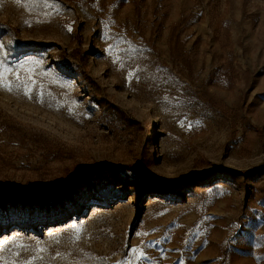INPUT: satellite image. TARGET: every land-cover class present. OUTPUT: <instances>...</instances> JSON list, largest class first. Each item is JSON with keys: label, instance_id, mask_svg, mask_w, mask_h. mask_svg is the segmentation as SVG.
Returning <instances> with one entry per match:
<instances>
[{"label": "rangeland", "instance_id": "1", "mask_svg": "<svg viewBox=\"0 0 264 264\" xmlns=\"http://www.w3.org/2000/svg\"><path fill=\"white\" fill-rule=\"evenodd\" d=\"M0 74V264H264V0H0Z\"/></svg>", "mask_w": 264, "mask_h": 264}, {"label": "trees", "instance_id": "2", "mask_svg": "<svg viewBox=\"0 0 264 264\" xmlns=\"http://www.w3.org/2000/svg\"><path fill=\"white\" fill-rule=\"evenodd\" d=\"M121 168L126 169L127 167L125 166H99L98 168L95 169V172H101L105 170L108 175H114Z\"/></svg>", "mask_w": 264, "mask_h": 264}, {"label": "snow or ice", "instance_id": "3", "mask_svg": "<svg viewBox=\"0 0 264 264\" xmlns=\"http://www.w3.org/2000/svg\"><path fill=\"white\" fill-rule=\"evenodd\" d=\"M19 78V77H18ZM0 79H3V77H2V74H0ZM5 87H9L7 84H5L4 85ZM10 90V89H9ZM27 89H26V94H27ZM21 247H23V245H21ZM41 251H42V249H41ZM132 251L135 253V252H137V249H132ZM143 253H141V255H142ZM33 259H35V257L33 258ZM13 264H15V262H13ZM23 264H32V261H24L23 262Z\"/></svg>", "mask_w": 264, "mask_h": 264}, {"label": "bare ground", "instance_id": "4", "mask_svg": "<svg viewBox=\"0 0 264 264\" xmlns=\"http://www.w3.org/2000/svg\"><path fill=\"white\" fill-rule=\"evenodd\" d=\"M51 229H52V226H51V225H49V227H46V228H45V230H47V231H48V230H51Z\"/></svg>", "mask_w": 264, "mask_h": 264}, {"label": "water", "instance_id": "5", "mask_svg": "<svg viewBox=\"0 0 264 264\" xmlns=\"http://www.w3.org/2000/svg\"><path fill=\"white\" fill-rule=\"evenodd\" d=\"M141 172V170H139Z\"/></svg>", "mask_w": 264, "mask_h": 264}]
</instances>
